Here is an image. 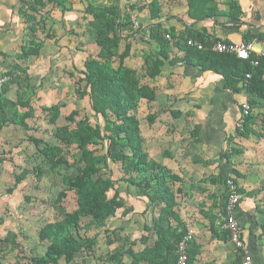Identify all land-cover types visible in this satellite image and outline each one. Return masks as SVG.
Instances as JSON below:
<instances>
[{"label":"trees","instance_id":"1","mask_svg":"<svg viewBox=\"0 0 264 264\" xmlns=\"http://www.w3.org/2000/svg\"><path fill=\"white\" fill-rule=\"evenodd\" d=\"M45 5L43 0L20 2L19 12L26 24V32L21 51L15 57L16 61L3 73L7 80L0 87V129L5 122L11 121L19 124L25 132L30 130L27 120L33 117L34 109L30 105L31 97H27L26 91L30 90L33 95L35 87L30 84L29 67L24 65V61L31 55L37 56L41 48L42 41L36 35L37 31H41V19L39 20L36 14ZM186 6V14L193 20L224 16L229 22H238L242 16L237 0H186ZM63 11L65 9H62ZM144 11H147L150 22L142 30L138 23L134 26L133 12ZM83 12L91 16L88 24L94 30L93 42L97 46V53L85 58L82 69L74 67L73 71H69V77L73 79L76 98L82 100L87 97L94 122L91 121L92 117L86 114L79 116V110L72 108L64 116L66 124L56 126L52 131L55 143L42 145V140L35 136L25 137L52 172H57L61 166L72 165L65 150L74 146L79 154L76 173L61 175L63 188L53 201V209L58 219L43 224L38 230L39 240L47 243L45 251L41 255L30 257L17 255L14 262H5L3 258L7 251L3 247L8 246V250L12 252H21L16 242V234L7 231L0 239V264H69L76 255L81 256V264H89L87 258L105 264H123L124 253L130 258L129 264H141L142 261L146 264H175L176 243L186 231V227L180 224L178 215L174 212L175 195L181 192V188L175 189V186L181 182V178L165 165L152 159L143 146L144 138L140 131L137 110L142 99L150 102L155 94L150 86L140 84L136 70L125 65V59L130 55L131 40L137 38L148 45L156 44V51H148L143 58L144 76L151 80L159 75L165 61L195 66L200 64L202 71H212L220 75L230 91L245 94L250 106L249 114L241 127L235 126L234 135L226 137L225 146L219 153V159L228 164L233 163V158L244 153L241 146L232 144L233 138L249 139L253 135L260 139L264 136V113H253V107L258 104V100L264 99V56L258 58L257 65H252L250 60L237 58L234 54L217 53L207 48L197 50L187 46L185 40L188 38L201 42L205 47L211 40L202 33L191 32L188 28L187 33L176 34L173 28L166 27L161 21L159 0H135L131 3L128 0L123 9L118 7V0H107L106 3L96 6L90 3ZM46 36L52 37L49 33ZM251 38L245 34L243 41H251ZM257 39L264 40V33L259 34ZM121 42L124 47L119 51ZM173 45L183 51L181 58H169ZM246 74H250L248 79H245ZM11 86L16 87L15 100L6 97ZM61 107L59 103L40 107L47 114L48 124L56 125L61 116ZM19 108L25 110L19 112ZM239 108L241 113V102ZM172 115L175 116L173 112ZM154 117L149 113L146 115L149 125ZM259 123L260 130L257 131L255 128ZM199 129L198 124L192 129V143L199 140ZM4 161L6 160L0 157V163ZM194 161H198L196 157ZM9 162L13 163L12 160ZM115 165L120 173L117 178L113 175ZM16 168L18 172H13L11 189L24 181L29 174L39 179L44 173L39 166L28 169L18 165ZM241 178H244V175L234 168L233 163L229 174L220 181L224 190L221 193L223 203L218 208L219 213L212 212L214 204L202 211V215L209 220L212 234L225 241L229 239L228 233L220 228L226 216L225 205L228 197L234 193L240 201L242 197L255 198L259 193H264V178L260 179L259 187L253 190H246L239 184L238 180ZM208 180L216 183L214 179ZM228 181L234 189H231ZM118 184H124L123 190L127 200L121 197V187ZM68 191L73 192L75 197V206L71 211H65L58 205L67 196ZM133 199L145 203L143 211L139 212L142 216L150 207L154 208L156 204L162 206L157 209L156 216L151 209L149 223L143 224L137 239L129 240L124 252L116 250L97 255L95 247L98 245V237L104 235V245L110 246L117 241L118 231L122 230L121 225L108 227V221L117 217L124 224L136 214ZM254 211L264 218L263 203L256 202ZM217 218L221 220L219 225L215 222ZM171 219L177 221L175 227L171 225ZM259 226L260 236L264 237V222ZM151 234L155 235V240L149 245ZM138 242L144 247L135 251L133 247ZM189 245L191 247L188 250L187 264H194L197 245L193 242ZM238 263L239 260L235 262Z\"/></svg>","mask_w":264,"mask_h":264},{"label":"crops","instance_id":"2","mask_svg":"<svg viewBox=\"0 0 264 264\" xmlns=\"http://www.w3.org/2000/svg\"><path fill=\"white\" fill-rule=\"evenodd\" d=\"M47 1L49 0H43L46 5L36 14L39 20L41 19V31L36 32L42 41L41 48L37 56L31 55L24 61V65L29 67L30 84L35 87L33 95L26 91L27 97L29 95L31 97V103L32 98L37 95L38 89L42 87L39 79L37 83L32 80L33 77L37 79L35 76L37 71L32 68L34 65L57 64L59 66L63 63L67 64V62H63L64 59H67L68 63L73 60L75 64L77 60H80V62L82 61L80 64L83 65L88 55H96L97 46L93 42L94 30L88 24L91 16L83 11L90 3L98 5L100 2H107V0H56L55 3H48ZM96 1L98 2L96 3ZM168 1L167 7L162 8L161 5V21L166 27L173 28L176 34L179 32L187 33L186 28H188L193 33L199 32L206 35L211 42L221 39L225 42L235 43L243 41L246 34V36L252 37L251 41L254 42L256 49L264 41L257 39L259 34L264 33V0H237L242 10L241 19L238 22H229L224 16H219L216 19L193 20L186 14V0ZM20 2L21 0H0V76L16 61L15 57L20 53L24 41L26 24L19 12ZM122 3V0H118L119 8H121ZM178 5L182 7L181 12H178ZM124 7L125 5H123ZM62 9L65 11L62 12ZM133 21L134 26H137L138 23L142 26V30L145 29L150 22L147 11L133 12ZM47 33L51 34L52 37H47ZM74 36L77 37L74 38ZM123 47L124 43L121 42L119 51ZM156 49L155 43L148 45L136 38L134 41L131 40L130 55L125 59V65L136 70L140 84L150 86L155 94L154 99L150 102L142 99L137 110V114L140 107L142 112L143 110L146 111L140 120V131L144 138L143 146L152 159L165 165L181 178V182L175 186V189L180 187L181 192L175 195L176 207L174 212L178 215L180 224L186 227L185 233L187 231L192 233L191 242L197 245L194 264H235L239 260L238 251L229 239L225 241L212 234L209 228V220L202 215V211H206L208 207L214 204L215 207L212 212L219 213L218 208L223 203L221 193L224 190V185L220 181L229 174L233 163L234 168L244 175V178L238 180L239 184L246 190L259 187V183L250 188L246 185L247 183L250 184L247 181L250 177L258 176L259 179H262L260 175L264 173V170L262 171V166L259 165L252 166L253 169L251 167L241 168L240 160L246 152L244 147H242L244 153L233 158L231 164L219 159V153L225 146L226 137L235 133V123L240 114L239 104L246 96L243 92L233 93L230 91L220 75L212 71H202L200 64L195 66L183 62L170 63L165 61L159 75L153 80L149 79L143 73V58L148 51L154 52ZM170 51V59L181 58L184 55L183 51L174 45ZM6 97L15 100V86H11ZM41 106L48 105H39L38 107ZM32 108L35 111V107L32 106ZM24 110L25 108H19V112ZM172 112L175 116L172 115ZM148 113L155 116L150 125L146 121ZM253 113H264V99L258 100V104L253 107ZM196 124L200 126L197 135L199 140L192 143L190 133ZM11 126L19 130L21 136L26 137L24 129L11 121L4 123L0 129V136L2 137V134L9 135ZM255 129L260 130V123ZM252 137L256 145H264V136L258 139L252 135L249 139ZM237 138H233L232 144L239 147ZM195 157L197 162L194 161ZM9 160L14 161L15 158L9 155L8 160L4 162L11 163ZM254 162L255 160H253V164ZM12 165L13 163L10 166ZM13 167V170L16 171L15 166ZM13 170L10 171L13 172ZM209 178L216 180V183H211ZM252 183L256 184L253 181ZM261 194L264 193H259L255 198L242 197L233 209V214L241 228L242 239L255 264H264V237L260 236L259 226L264 222V218L254 211V204L259 202ZM132 201L136 213L132 219L124 224L121 220L115 221L114 224L110 223L113 225L110 228L121 225L122 230H119L121 233L130 232L134 228L140 229L141 232L143 224L149 223L151 209L153 215L156 216L157 209L162 206L156 204L154 208L150 207L148 212L142 216L139 212L143 211L145 203L136 199ZM248 201L252 206L249 205ZM260 202L264 203V200ZM224 219L225 217L222 223ZM170 221L172 226L177 225L176 220L171 219ZM215 222L216 225H219L220 218H217ZM107 225L109 226V221ZM154 240L155 235L151 234L148 244L152 245ZM112 246L113 244L106 247L111 248ZM143 247L138 242L133 249L140 251ZM190 247L189 245L188 250ZM122 256V263L126 258L127 264H129L128 254L124 253ZM141 264H146V262L142 261Z\"/></svg>","mask_w":264,"mask_h":264},{"label":"rangeland","instance_id":"3","mask_svg":"<svg viewBox=\"0 0 264 264\" xmlns=\"http://www.w3.org/2000/svg\"><path fill=\"white\" fill-rule=\"evenodd\" d=\"M133 1L135 0H129V3ZM159 1L161 2L162 8L169 5L168 0ZM97 2L98 1H96V3ZM122 2L121 8H123V5H126V0H122ZM94 6H96V4ZM181 11L182 7L179 6L178 12ZM76 37L77 36H74V38ZM63 62H67V64L63 63L59 66L57 64L49 66H39L36 64L32 67L33 70L37 71L35 73L37 79L33 77L32 80L34 83H37L39 79V83H41L43 88H39L36 93L37 95L32 98L31 104L35 107V111L33 117L27 120L30 130L26 132V136L32 135L39 138L42 140V145L45 143H55L52 131L56 126L66 124L64 116L67 115L72 108L79 110V116L86 114L92 117L91 121L94 122V117L90 112L87 97L82 100H78L76 98L72 82L73 79L69 77V71H73L74 67H77L78 70L82 69V65L80 64L82 61L80 62V60H77V63L75 64V61L73 62V60L68 63V60L64 59ZM42 77L43 79H41ZM27 92L29 94L30 90H27ZM53 102H58L62 105V116L57 120L56 125L48 124L47 114L45 111L41 110L40 107H38L39 105H49ZM145 112V110L142 112L140 107L138 113L140 120H142ZM237 140L238 144L246 149V152L242 155L240 160L241 168L246 169L251 167L253 169L252 166L259 165L262 166L263 171L264 145H256L253 137L248 140L240 138H237ZM65 152L67 153L69 160L72 162V165L67 167L61 166L57 172H52L48 166L43 163V158L34 146L25 140V137L21 136V132L14 129V126H11L9 135L5 136L2 134V137L0 136V157L8 160L9 155H12L15 158L12 166H10L12 163H0V239L5 236L7 231L14 232L16 234V242L19 244L18 249L21 250V252H18V250L12 252L8 250V246L3 247L7 251L3 258L5 262H14L17 255L19 257H30L31 255H41L45 251L47 243L39 240L38 230L43 224L58 219L57 213L53 209V201L57 193L61 190V188H63L61 175H73L76 173V161L79 155L77 150L74 146H71L66 149ZM253 160H255L254 164ZM18 165L25 166L28 169L39 166L43 169L44 173L41 177H39V179H36L32 174H29L26 176L24 181H22L14 189H11L13 186V172L15 173L13 166H15V169L18 172V169L16 168ZM10 170H13V172ZM250 172L253 173L252 170H250ZM261 174L262 175L260 176L264 178V173ZM113 175L116 178L120 176L116 165L113 166ZM247 181L250 182V184H246L249 188L254 185L256 186L257 183L261 182L258 176L250 177ZM252 181L256 182V184L252 183ZM123 185L124 184L119 185L121 190L123 189ZM8 189H11V191L9 192ZM263 195L264 194L260 195L261 198H259V202L264 200ZM121 197L128 199L123 190L121 191ZM58 205L65 211H71L75 206V197L73 192L68 191L67 196L62 200V202L58 203ZM249 205L252 206L251 203ZM118 214H120L119 211ZM118 220L119 219L117 217L113 220H109V226H107L113 227L112 224ZM139 233L140 229L138 230L135 228L130 232L121 233L119 231L118 239L111 248L104 245V235H100L98 237V245L95 247V252L97 255H104L109 250L123 251L125 247H127L129 240L137 238ZM24 260L25 259H23V261ZM86 260L89 264H105L93 258H87ZM123 263L127 264L126 258ZM69 264H81V256L76 255L73 261Z\"/></svg>","mask_w":264,"mask_h":264},{"label":"built area","instance_id":"4","mask_svg":"<svg viewBox=\"0 0 264 264\" xmlns=\"http://www.w3.org/2000/svg\"><path fill=\"white\" fill-rule=\"evenodd\" d=\"M33 1V0H30ZM136 25V22H135ZM169 38L168 35H166ZM187 46L195 47L197 50H204L207 48L213 52L217 53H230L234 54L237 58L250 60L252 65H257L258 58L264 56V41L261 42L259 48L254 47L253 41H240V42H225L221 39H216L212 41L208 46H204L201 42H198L192 38H188L185 40ZM250 74L245 75V79H248ZM7 80L5 75L0 76V87ZM250 106L245 97L244 100L241 101V113L235 123L236 127H241L246 115L249 114ZM231 189H234L232 183L228 181ZM239 201V197L236 194H231L225 205L226 216L224 222L221 225V228L228 232L229 240L234 246V248L238 251L239 255V263L238 264H255L246 244L242 239V232L240 225L233 214V209L237 205ZM193 235L190 231L184 233L180 239L176 243V261L175 264H187L188 261V246L192 241Z\"/></svg>","mask_w":264,"mask_h":264}]
</instances>
